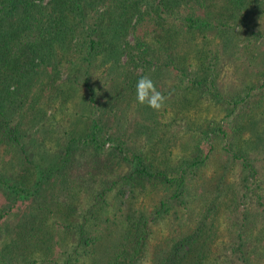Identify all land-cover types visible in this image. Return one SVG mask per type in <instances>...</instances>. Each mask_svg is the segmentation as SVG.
<instances>
[{"label": "rangeland", "instance_id": "rangeland-1", "mask_svg": "<svg viewBox=\"0 0 264 264\" xmlns=\"http://www.w3.org/2000/svg\"><path fill=\"white\" fill-rule=\"evenodd\" d=\"M157 2L141 0V19L137 13L131 17L132 29L120 28L122 20L108 1H82L65 38L41 44L22 77L17 72L3 80L4 121L17 125L19 141L0 129V264H42L44 257L50 259L46 264L107 263L121 240L124 203L115 215L113 190L104 194L93 176L83 181L77 176L80 166L65 177L56 162L68 144L77 159L91 153L94 145L83 138L95 131L104 153L120 158L142 152L167 174L183 172L188 179L184 189H176L178 195L162 193L156 214L153 192L135 198V206H146L148 218L146 243L135 264H150L165 239L199 224V213L207 206L212 212L213 204V264L241 262L237 252L229 256L237 240L229 223L238 229L236 217L257 220L252 234L264 222V107L255 115L261 131L247 153L251 168L242 170L231 161L209 130L220 121L227 99L264 76L258 75L264 70V0H243L233 10L219 4L210 24L187 32L182 11L175 12L187 6L176 4L169 30L154 21L150 6ZM196 11L203 16L201 8ZM99 16L108 35L102 49L88 50L86 33ZM166 29L173 38L162 37ZM141 76H149L166 96L159 111L135 103ZM205 152L201 166L188 165ZM241 172L247 174L244 181ZM15 178L27 184L22 192L11 188ZM39 224L47 239L40 248L32 233ZM248 247L253 250L247 264H264V241L248 237L242 254ZM43 249L49 252L41 256Z\"/></svg>", "mask_w": 264, "mask_h": 264}, {"label": "trees", "instance_id": "trees-1", "mask_svg": "<svg viewBox=\"0 0 264 264\" xmlns=\"http://www.w3.org/2000/svg\"><path fill=\"white\" fill-rule=\"evenodd\" d=\"M82 1L84 2V0H0V129L3 135L7 137L12 135L13 137L10 139L19 141L17 136L18 127L17 125L11 126L7 121H4V110L6 108L3 104L5 98L1 94L4 85L3 80L9 78L7 75L12 76V73L16 74L17 72L16 75L22 77L33 64L36 55H40L39 47L41 44H45L49 39L65 38L66 31L72 29L69 24L70 20L74 18L72 13L81 9ZM104 1H108L109 6L118 11L116 12L117 16L122 20L120 28L127 25L134 29L136 22L130 24V19L135 13L138 14L139 20L141 19V0H102V2ZM242 1L158 0L157 4H152L150 8L155 17L154 21H162L159 27L165 25L169 29L174 7L178 3L185 4L187 7L177 9L175 12L182 11L180 12V15H182L181 24L184 26V31L187 32L195 31L198 26L210 24L211 13L213 9H217L219 4L222 7L229 6L233 10V8L239 7ZM107 8L109 7L107 6ZM198 8L202 9L203 16H200L199 12L196 11ZM232 12L230 11V13ZM152 24L154 23L152 22ZM89 28L88 33H86L89 35L87 39L88 50L102 49L105 44L104 38H107L108 35L103 17L99 16L97 20L93 19ZM168 29L163 30V38H173L172 34L167 32ZM114 30H116L115 27ZM262 74H264V70L258 71L259 76ZM226 101L227 106L224 108L220 121L214 124L209 131L214 139L221 142V148L229 159L238 161L242 166V170H245V168L252 167L247 153L252 145L260 139L261 127L255 123V119H257L255 115L258 108L264 107V76L260 77L258 84L248 86L244 92L237 93ZM100 137L98 132L95 131L83 138L85 143L91 142L94 145V150L87 156L84 153L82 159L75 157L73 147L68 144L61 161L56 160L57 167L60 165L57 169H60V173L67 177L66 174H69L67 172H71L75 166H80L77 170V176L81 177L83 175V181L87 180L85 177L93 176L95 181L103 186L102 192L104 194L113 190L110 193L114 198L113 209L111 207L110 209L115 215V210L124 203L121 240L112 254L108 256L106 264H135L148 235L146 206H135V198L140 193L153 192L154 197L158 198L153 201V211L156 214L159 211L158 206L163 203L162 193L172 191V193L178 195L179 192H176V189H184L182 186L185 185L184 181L188 179L185 178L183 172L174 175L167 174L163 168L153 162L150 156L142 152H132L128 155H122L120 158H115L112 153H104L97 141ZM210 148L213 147L210 146ZM207 157V152L201 153L198 158H193L187 163L196 168L201 166ZM127 162H130L131 166L125 169L124 165ZM116 165H118L117 168ZM241 175L242 181L246 180L247 174L241 172ZM70 176L72 175L70 174ZM220 177H222V174H220ZM217 179L215 178V180ZM172 185L174 188L170 190ZM26 187L27 184L21 178H15L11 184L12 189L20 192ZM231 199L228 198V200ZM104 201L106 203V199ZM212 208L214 211V204ZM213 211L211 212L210 207L207 206L199 213V224L187 228L186 231L180 228L176 235L165 239L161 248L155 250L150 264H213L215 256L210 249L213 239L211 235ZM105 219H107L106 216L103 220ZM235 221L239 223L238 229L234 227V222L229 223L230 229L236 231L235 237L237 238L233 243H236V246H231L229 256H232V252H237L238 260L241 262H233V264H247V259L253 249L248 247L246 253L242 254V246L245 241L247 242L248 237L264 241V222L257 227L254 233L250 234L252 227H256L257 220L250 217L239 220L236 217ZM40 232L41 226L39 224L37 230L32 232L35 238L34 245L38 248L47 240H45L44 234ZM21 237L20 234L19 238ZM258 243L260 242L254 244ZM48 252L45 249L41 250V256L46 255ZM240 254L242 255L240 256ZM41 260V263L44 262L42 264H46L50 259L44 257ZM215 263L218 262L215 260ZM227 264L230 263L227 261Z\"/></svg>", "mask_w": 264, "mask_h": 264}, {"label": "clouds", "instance_id": "clouds-1", "mask_svg": "<svg viewBox=\"0 0 264 264\" xmlns=\"http://www.w3.org/2000/svg\"><path fill=\"white\" fill-rule=\"evenodd\" d=\"M166 96L157 90L149 76H141L135 86V103L159 111L165 104Z\"/></svg>", "mask_w": 264, "mask_h": 264}]
</instances>
